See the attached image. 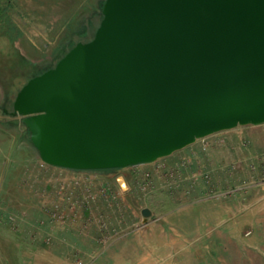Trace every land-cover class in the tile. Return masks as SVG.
I'll return each mask as SVG.
<instances>
[{"label":"water","instance_id":"95a60500","mask_svg":"<svg viewBox=\"0 0 264 264\" xmlns=\"http://www.w3.org/2000/svg\"><path fill=\"white\" fill-rule=\"evenodd\" d=\"M12 107L44 162L76 169L152 162L262 124L264 0H105L92 38Z\"/></svg>","mask_w":264,"mask_h":264},{"label":"rangeland","instance_id":"374dc122","mask_svg":"<svg viewBox=\"0 0 264 264\" xmlns=\"http://www.w3.org/2000/svg\"><path fill=\"white\" fill-rule=\"evenodd\" d=\"M104 2L105 0H96L94 11L89 8V14H92L93 11L94 15H90L88 18L84 15L80 17V14L78 17H74V0H69L70 5L66 4L62 7L50 8L47 6L45 9L52 14L58 12V19H61L63 15L64 19L57 26V31H52L50 24L37 20L39 16L42 17V14L36 0H11L9 4L7 3L13 30L0 37L1 147H5L6 145L3 144L7 143L12 137L18 143L32 142L22 116L10 113L13 109L12 103L15 95L30 76L53 66L63 52L73 43L91 37L93 27L102 18ZM79 9L81 11L86 10L85 8ZM11 42L14 44L13 52H10L11 48L8 46L11 45ZM7 48L9 52H7ZM259 126V129H256L252 124L238 125L199 138L193 143V145L203 144L204 146V144L208 145L210 138L215 136L227 134L228 137L233 138L231 136L234 135L235 139H232L233 148L240 149V147L247 145L241 150L250 151V154L255 156L247 163L248 165L245 164L242 167H236L227 162L225 165L215 158L208 162L203 160L202 164L200 163L201 168L203 170L211 169L214 172L212 175L208 170L202 171L200 174L201 168L198 167L191 169V179H187L188 174L184 171V167L187 166V162H184V160L187 157L183 156V149L152 162L110 169H94L93 174L100 171L109 176L108 193L106 187L105 190L103 189L100 180L81 176L82 178L85 177L84 181L82 182L80 180L82 178L79 177L78 183L74 184V174L62 177L51 174L49 181L52 179V190L54 188L56 192H61L59 197L54 198L53 195L54 199L50 200L53 205L47 208L49 216L52 221H58L60 224H65L66 228H70L75 221L66 218L67 214L71 218L73 216L71 204L68 203H74V193L81 196L78 200L81 203L84 198L82 212H85L83 215L85 221L89 220L88 223L95 225L98 231L100 228L102 229L98 232L101 234L99 240L96 239L98 243L101 239L102 250H99V254L97 253L99 256L92 263L90 262L93 258L90 256L83 260L84 262H78L77 264H137L134 263V248L127 252V256L123 257L124 260L121 263L118 258L112 260L108 259L107 254L101 255L106 252L109 244L113 246L111 248L112 252L119 253L121 247L118 242L124 237L129 242L130 235L135 234L134 232L140 233L139 229L144 227L142 220L151 216L150 214L145 215L143 210H139L138 207L136 210L133 209L135 207L134 199L138 192H145L148 196L151 191L156 192L158 190L161 192L160 196L163 197L157 202V206H161V210H166L176 204L179 205V203L185 202L187 197L193 195L195 197L193 202L196 204H194L195 207L202 209V211L205 210V214L200 216L202 220L207 222V228L214 223L228 228L227 230L224 229L225 232L223 231V238L227 239L225 246L222 249H214L212 242L208 240L207 253L214 254L210 253V255L203 256L201 252L195 254L194 251L187 248L185 249L186 253L183 256L180 254L178 257L168 258L164 255L165 253H161L159 258H156V262L152 264H264V123ZM248 146L250 147L248 148ZM33 150L39 154L36 147ZM238 155L242 158V154ZM3 158V156H0V173L5 172L9 167L7 165H10L6 163V166H2ZM170 158L176 160L169 164ZM5 159L7 161L9 159L6 154ZM20 170L19 167L14 168V175H17ZM219 171L223 172L221 176ZM121 173L133 177V185L129 193L132 192L135 195L126 194L117 182L114 183L115 176L117 174L121 175ZM192 187L196 190L199 188V191H196L195 194L194 192L191 193ZM102 191L108 197L106 207H102L101 204H90L86 201L87 198L84 197L85 194L96 197ZM155 192L153 195L157 193ZM142 201L145 202V200ZM64 202L66 203L64 204ZM184 205L188 206L186 202L182 204V206ZM72 206L74 208V204ZM148 207H144V209ZM87 211H93L94 213L87 217L85 216ZM23 217L21 214L3 213L0 215V227L2 226L5 229L6 234H11L19 240L22 237ZM134 218L139 219L134 220ZM180 220L182 222L179 224L180 228L176 226L172 228L178 234L183 230L181 234L184 237L183 232L190 230L194 220L190 219L188 215H181L180 217L177 216L174 222L178 224ZM164 221L167 223L165 219ZM192 237L193 235L185 236L188 239ZM157 244L161 245V242ZM39 247H41L40 242H32L31 247L27 245L21 247L6 243L5 240L0 241V264H29L28 260L22 261V256H30L31 254L32 257L38 254ZM24 248L29 249L30 252L28 250V254H26ZM160 251H162V248H160ZM164 258L167 260H164ZM146 264H149V262Z\"/></svg>","mask_w":264,"mask_h":264},{"label":"crops","instance_id":"0c3cea01","mask_svg":"<svg viewBox=\"0 0 264 264\" xmlns=\"http://www.w3.org/2000/svg\"><path fill=\"white\" fill-rule=\"evenodd\" d=\"M36 1L38 2L37 5L40 8V13L42 14V17L39 16L37 20L50 24V29H52V31H57V26L62 22V19H64L63 15L61 19H58V12H53L52 14L45 8L47 6L50 8H56L66 6V4L70 5L69 0ZM95 5L96 0H74V17H78L79 14L80 17H83L84 15V17L87 18L90 15H94L93 8ZM79 8H85L86 10L81 11ZM89 8L90 10H93L92 14H89ZM259 125L261 124L254 126L256 129H259ZM231 137L234 138V135ZM233 138L228 137L227 134L224 136H215L210 138L208 145L204 144L203 146V144H192L183 148V156L187 157L185 158L186 160H184V162H187L186 168L184 167V171L186 174H188L187 179H191V169H196L198 167L201 168L200 163L203 160L208 162L211 159L214 160L215 158L225 165L227 162L232 163V165L236 167H242L249 163L251 159L255 157L254 154L251 155L250 151L245 152L244 150H241L247 145L240 147V149L233 148ZM248 139L251 140L250 138ZM3 145L6 146H0V156L4 157V160L1 162V164L2 166H6V163H9L10 165H7L9 167L5 172L2 171L0 173V215L3 213L17 215L21 214L24 216V219L22 223V237L19 240L11 234H6L5 229H3L1 226L0 241L5 240L6 243L21 247H24L25 245L31 247L32 242H40L41 247L38 248V254L32 257L31 254L30 256H22V261L28 260L29 264H77L79 260L84 262L83 260L89 258L90 256L93 258V260L90 262L92 263L97 258V256H99V250H102L100 244L101 239L99 243L96 240H99L101 234L98 232H100L102 229L100 228L98 231L95 225L88 223L89 220L85 221V217H83L85 212H82V205L84 206L82 202H84V198L80 203V200L78 199L81 198V196H77L75 193L73 203L74 208L72 206V202L68 203L71 204L70 206L72 207L71 210L73 216L72 218L69 214L66 216V218L73 219L75 222L71 224L70 228H66L65 224H60L58 221L56 222L53 220V223L47 208L48 206L53 205L50 202V200L53 198V195L54 198L56 196L59 197V193L61 191L56 192L54 188L52 190L53 182H51L52 179L49 181V177L51 174H57L60 177L74 174V184H77L79 177L86 176L92 178L93 180H100L99 182L103 184V189L105 190L106 187L108 193L110 186L109 176H106V174L100 171H97V174H93L92 171H95L94 169H76L44 162L40 158V155L33 150L35 147L30 141L18 143L16 142L15 138L12 137L7 141V143ZM249 147L250 146H248V148ZM5 154L6 157L9 158L8 161L5 159ZM238 154H242V158ZM175 160V158H170L169 164ZM16 167H19L21 170L17 175H14L15 172L13 169ZM205 170L210 171L211 175L214 173L211 169ZM205 170L201 168L200 174ZM215 172H217V170H215ZM222 174L223 172H220V176ZM84 178L80 180L83 182ZM113 180L114 183L117 182L121 189L126 192V194H133L132 192L129 193V190L132 189L133 185L132 176L129 177L124 173H121V175L117 174ZM200 187L203 188L202 186ZM198 189L196 190V188L192 187L191 193L194 192L195 194L196 191H199ZM154 192L155 191H151L149 196L145 192H138V195H136L134 199V210H136L138 207V209L142 211L144 210V207L147 206H149L148 208L151 210V216L149 218L145 217L142 220V223H144L142 225H144V227L139 229L141 232H134L135 234L130 235L129 242L125 237L121 239L118 242L119 246L121 247L119 253L112 252L111 248H113V246H111L112 244H109L108 249L106 252H103L101 256L107 254L108 259L113 260V258H118L121 263V261L124 260L123 257L127 256V252L134 248V263L146 264L149 262V264H152L156 262V258H159L161 253H165L164 255H166L168 258L172 256L178 257L180 254L183 256L186 253L185 249L187 248H190V250L194 251L195 254L201 252L203 256L207 254L210 255L211 252L207 253V245L209 241L212 242L214 249H222L225 246L227 239L223 238V231L224 229L227 230L228 228H224L217 223H214L209 228H207V222L202 220L200 216L205 214V210L202 211V209L195 207L196 204L193 203L195 201V197H193V195L187 197L185 200L188 206H182V204H185V202H182L179 203V205L176 204L170 206L166 210H161V206H157V202L158 200L160 201L162 199L163 196H160L162 193L157 190V193L155 192L156 194L153 195ZM106 196L107 194L102 191L100 194L96 195V197L90 196L89 194H85L84 197L87 198L86 201H88L90 204H101L102 207H106L108 203V197ZM142 200H145V202L143 203ZM65 203L66 202H64V204ZM90 212L91 211H87L85 216L88 217L94 213L93 211L91 213ZM181 215H188L190 219L192 218L194 220L190 230L188 229L183 232L184 237H182L181 234L183 230L180 231V234L173 230L175 226L180 228L179 224L182 223L181 220L177 224L174 222V219H177V216L180 217ZM136 219L139 218H134V220ZM164 219L167 223H165ZM190 235H193L191 239L185 238V236ZM159 242H161V245L157 244ZM160 248H162V251H160ZM24 249L26 254H28L29 249ZM128 257H130V255H128ZM160 257L162 258V256ZM164 260L167 259L164 258Z\"/></svg>","mask_w":264,"mask_h":264},{"label":"trees","instance_id":"16d2710c","mask_svg":"<svg viewBox=\"0 0 264 264\" xmlns=\"http://www.w3.org/2000/svg\"><path fill=\"white\" fill-rule=\"evenodd\" d=\"M9 2H11V0H0V37L4 34H7V33H10V31H12L13 30V27H12V25H11V19H10V15H9V12H8V5H7V3L9 4ZM101 20V19H100ZM99 23H100V21H99ZM99 23L96 25V26H94L93 27V29H92V31H91V37H89L88 39H90V38H92V36L94 35V33H95V31H96V28H97V26L99 25ZM88 39H86V40H88ZM10 41H11V39H10ZM76 44V42L75 43H73L66 51H64L63 52V54L59 57V59L72 47V46H74ZM11 49H10V52H13V50H14V46H13V44H12V42H11V45H8ZM7 50V52H9V50H8V48L6 49ZM58 59V60H59ZM57 60V61H58ZM46 70V69H45ZM44 70H42V71H39V72H37V73H35V74H33L32 76H35V75H37V74H39V73H41V72H43ZM32 76H30L29 77V79L32 77ZM28 79V80H29ZM13 108V107H12ZM29 133V132H28ZM108 169H110V168H108Z\"/></svg>","mask_w":264,"mask_h":264},{"label":"bare ground","instance_id":"6f19581e","mask_svg":"<svg viewBox=\"0 0 264 264\" xmlns=\"http://www.w3.org/2000/svg\"><path fill=\"white\" fill-rule=\"evenodd\" d=\"M125 179H126V178H125ZM123 180H124V179H123ZM121 181H122V179H121ZM125 181H126V180H125ZM128 186H129V185H128ZM128 186H127V187H128Z\"/></svg>","mask_w":264,"mask_h":264},{"label":"built area","instance_id":"2783aa9c","mask_svg":"<svg viewBox=\"0 0 264 264\" xmlns=\"http://www.w3.org/2000/svg\"><path fill=\"white\" fill-rule=\"evenodd\" d=\"M79 262H80V263H82V261H81V260H80Z\"/></svg>","mask_w":264,"mask_h":264}]
</instances>
